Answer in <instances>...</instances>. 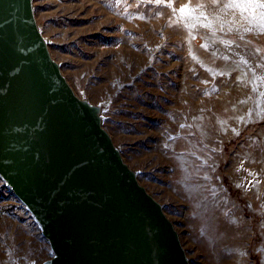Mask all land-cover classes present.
<instances>
[{
    "label": "rangeland",
    "instance_id": "obj_1",
    "mask_svg": "<svg viewBox=\"0 0 264 264\" xmlns=\"http://www.w3.org/2000/svg\"><path fill=\"white\" fill-rule=\"evenodd\" d=\"M35 0L51 53L176 224L191 264H264V8ZM0 177V264L53 255Z\"/></svg>",
    "mask_w": 264,
    "mask_h": 264
},
{
    "label": "water",
    "instance_id": "obj_2",
    "mask_svg": "<svg viewBox=\"0 0 264 264\" xmlns=\"http://www.w3.org/2000/svg\"><path fill=\"white\" fill-rule=\"evenodd\" d=\"M35 0H0V177L53 255L31 264H191L176 224L51 53Z\"/></svg>",
    "mask_w": 264,
    "mask_h": 264
},
{
    "label": "snow or ice",
    "instance_id": "obj_3",
    "mask_svg": "<svg viewBox=\"0 0 264 264\" xmlns=\"http://www.w3.org/2000/svg\"><path fill=\"white\" fill-rule=\"evenodd\" d=\"M216 2V0H213ZM255 3V0H230L228 7L243 8L245 5L252 6ZM256 7L264 8V3H256Z\"/></svg>",
    "mask_w": 264,
    "mask_h": 264
}]
</instances>
